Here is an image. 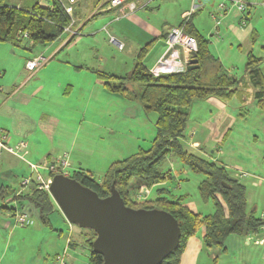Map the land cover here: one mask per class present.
Instances as JSON below:
<instances>
[{"label":"rangeland","instance_id":"374dc122","mask_svg":"<svg viewBox=\"0 0 264 264\" xmlns=\"http://www.w3.org/2000/svg\"><path fill=\"white\" fill-rule=\"evenodd\" d=\"M23 1L5 0L6 4L12 7ZM89 1L85 2L90 5L86 8V15L79 16L80 18L73 16L75 23L72 31L69 29L48 45H37L29 51L28 42L24 47L0 42V98L5 99L8 88L11 89L15 83L19 85L27 78L28 91L43 87L50 90L52 95L46 91L45 96H40L38 100L36 97L27 106L17 105L12 101L0 106V123L9 124L6 116L9 117L13 111L15 114H22L21 119L25 115L27 125L19 128L25 131L26 138L32 136L36 141H40V146L49 149L48 152L58 149L59 152L52 162L44 159L41 162L45 163L44 166L37 164V172L45 179L50 177L48 165L64 159L68 163L67 174L83 169L91 171L95 179L101 181L113 163L151 148L157 134V114L145 112L141 98L135 93L137 83L129 86V96L112 93L104 86L105 82L99 80L96 73L92 72L95 68L109 75L124 77L131 73L135 65L140 51L137 44L145 46L149 43L148 40L128 23H114L109 32L117 36L122 34L125 39L124 43L114 37L126 44V47L120 50L115 43L110 42L108 32L102 30L110 19H105L104 16L112 13L88 19L92 6ZM49 2L50 0H37V3L42 5H48ZM195 4L198 7L191 16V26L196 25L199 33L210 41L209 51L221 63L217 75L225 73L236 77L240 84L232 99L222 101L227 104L224 111L214 108L208 101H195L189 109L190 120L181 142L185 148L196 154L213 156L219 164L227 165L231 172L237 173L234 169L240 167L243 173L264 178V108H261L255 99V89L250 84L247 70L249 56H253L262 59L260 67L264 72V0H254V4L245 12L246 16L250 12L248 26H244L248 30L245 39L234 37L226 30L231 24L243 28L240 25L242 14L231 4L228 13L220 14L218 20H214L212 14L216 12L219 0H196ZM102 5L104 6V0L97 8ZM193 6V0H156L150 4L147 13L142 11L138 16L144 20L149 19L152 26L167 32L176 25L181 26L184 20L181 13L192 11ZM78 8L76 6V10ZM217 21H220L219 31ZM73 36V41L67 45ZM160 40L143 59L149 70L156 66L166 50L164 42ZM51 54L56 55V58L44 68L45 71L37 74L38 70L30 78L31 72L26 69L27 60L43 57V64H47ZM83 65L89 69V73L76 68ZM97 81H100V84ZM47 96H50L49 101L46 100ZM43 113L53 115L58 120L59 125L53 130L56 136L54 140L47 135L44 137L39 131L37 135V130L47 129L43 126L46 122L39 119ZM194 126L195 130L192 129ZM226 129L230 130L227 132ZM193 133L195 139L201 141V147H195L193 142L189 144ZM219 133L224 136L217 140L215 136ZM4 158L0 162V181L10 190L18 191L25 178L31 179L36 175L26 162L39 163V159L26 157L24 162L16 157ZM162 169L171 170L173 179L161 185H154L150 190L146 188L149 192L143 194L140 201L155 199L156 190L164 187L173 195H186L184 204H197L199 211L196 213H213L212 203L204 202L198 192V186L203 180L202 175L192 173L172 158L165 161ZM239 180L247 189V178L241 176ZM133 192L136 196L137 190L134 189ZM249 193L253 200H261L259 193ZM5 197L0 199V255L4 253L0 264H61L63 261L58 257H65L64 250L68 238L78 245L75 250L69 249V254H77L76 264L89 263L90 247L87 241L94 237V231L69 223L57 204L48 216L49 222L46 223L35 207L28 203L21 207L12 200L11 195ZM13 208L19 211L16 213ZM20 213L27 215V223L24 226L16 222L15 215ZM257 213L259 214V211ZM202 258L200 262L205 263L207 255L203 254Z\"/></svg>","mask_w":264,"mask_h":264},{"label":"trees","instance_id":"16d2710c","mask_svg":"<svg viewBox=\"0 0 264 264\" xmlns=\"http://www.w3.org/2000/svg\"><path fill=\"white\" fill-rule=\"evenodd\" d=\"M101 1L90 0L91 9L95 10ZM80 14L82 13L74 10L75 17ZM248 15L250 14H247V20ZM73 24L72 18L55 0H50L48 5L35 3L31 8L12 7L5 0H0V42L10 43L15 47H24L28 42L30 46L27 49L32 51L37 45H48L60 38L65 29ZM186 33L197 40L196 58L192 56L189 62L197 59L199 69L186 68L181 73H167L156 77L143 62L148 53L147 45L139 51L129 75L117 77L99 72L100 80L105 82L104 86L112 93L129 96V86L138 84L135 93L141 98L145 112L157 114V134L151 148L113 163L101 181L95 179L91 171L83 169L68 175L95 191L101 198L111 194V186L114 184L126 206L146 210L157 207L171 213L179 223L181 238L178 248L161 264H180L188 239L201 230H204L203 243L206 248H218L225 252V241L229 236L247 237L261 232L264 227V219L257 217L256 212L249 207L246 186L239 178L229 181V176H235L226 166L188 150L181 142L190 120L189 109L195 101H206L209 98L230 100L238 92L240 84L236 77L225 73L208 81L206 68L212 64L219 70L221 65L209 51L210 41L192 30L190 21ZM73 38L74 36L67 44ZM261 63L262 59L249 56L247 70L250 84L255 89V99L264 108V74L260 68ZM168 158L176 159L192 173L203 176L198 192L204 202L212 203L213 213L202 215L192 211L184 204L186 195H173L164 187L156 190L155 199L140 201V197H143L140 192L142 187L150 190L154 185L173 179L171 170L162 169ZM55 175L57 173L49 172L50 177ZM32 178L26 186L27 189L20 193L10 190L0 181V199L11 195L12 200L21 207L28 203L38 209L41 219L48 223V216L53 212L56 203L50 193L39 189L38 182ZM134 189L137 190L136 196ZM12 210L16 213L19 211L15 208ZM93 233L94 237L87 241L90 247L89 264H102L103 256L92 251L96 238L95 232ZM213 264H217V260Z\"/></svg>","mask_w":264,"mask_h":264},{"label":"crops","instance_id":"0c3cea01","mask_svg":"<svg viewBox=\"0 0 264 264\" xmlns=\"http://www.w3.org/2000/svg\"><path fill=\"white\" fill-rule=\"evenodd\" d=\"M153 1H156V0H152L151 2H149V0H130L129 2H134L137 6V9L135 12L129 11L127 4H124L123 6L117 7V8H111L108 5H104L102 7L97 8L95 11L91 10L89 13L91 15L88 16V19H91V18L93 19L92 16H94V15H95V17H97V16L105 14V13H112V14H108V15L104 16L105 19L108 17L110 19H109V23L104 25L102 30L107 31L108 34L110 35V37L112 36L115 38H119L120 40L123 41L125 39L122 38V36H123L122 34L120 36H117L115 33H110L109 30L111 29V27L114 23H118L119 25H121L122 23H128L134 29L139 30V32H141L142 35H144V37L146 38L145 40H148L149 43L147 45H149V48H148V51H149L150 49H152L154 47V45L156 44V42L159 39H161L160 41H163L165 44V38L168 35V33L171 31L172 28L177 27V25H176V26L172 27L169 31L164 32L163 30L161 31L158 28H155L154 26H152L149 19L144 20L143 18L138 16L139 13L142 11H145V13H147L146 11L150 10V4ZM147 2H149V4L145 5V4H147ZM35 3H37V0H35V1L34 0L25 1L24 0L23 3L18 4L16 7L17 8H31V6ZM250 3L251 4L249 6L253 5L254 0ZM76 6L79 7L78 10H76ZM88 6L89 5H86L85 2H83L81 4L75 5L74 10L78 11L79 13H82V14H80V16L86 15V13H87L86 8ZM84 11H86V12L84 13ZM187 12H189V11L186 10V11L182 12L181 17L184 16V14H186ZM216 13H217V9H216V12L212 14L213 19H214L213 15ZM249 13L250 12H248V14ZM193 14H192V16H193ZM190 23H191V20H190ZM247 26H248V24H247ZM246 29H247V27L244 28V26H243V28L240 29V28L235 27L231 24V26L229 25L228 29H226V30H227V32H231L234 37L238 36L241 39H245L247 36V33H248V30H246ZM192 30H196L197 32H199L198 27H196V25H193ZM217 30L219 31L218 25H217ZM205 34L207 37L208 35L206 32H205ZM124 38H126V37L124 36ZM73 39L71 40V42L73 41ZM69 44H67V45H69ZM147 45H145V46H147ZM137 46H139L140 50L145 47V46L141 47L139 44H137ZM125 47H126V44H125ZM165 51H164V53H165ZM177 52L180 56V60L187 66L190 58H188V53L186 52V50L183 48H179L177 50ZM162 55L160 56V58L162 57ZM55 58H56V55L51 54L50 58L48 59L49 62L47 64L45 63L46 65L44 64L45 66L43 65L42 66L43 68L41 67L39 69V71L37 72V74H40V72H44L45 69L48 67L49 63L51 61H53ZM220 65H221V63H220ZM76 68L80 69L81 71L86 70L87 71L86 73H89V69L85 65L77 66ZM261 71L264 74L262 69H261ZM92 72L96 73L97 78L100 80L99 72H102V71L100 69L95 70V68H94V69H92ZM206 72H207V80L210 81L212 78H214L217 75L218 68L216 65L210 64L206 68ZM129 74L130 73L126 74L125 76H127ZM27 80H28V78L23 80L21 83H19V85H15L16 84L15 83L12 87L13 89L8 88L7 95L5 92V97H4L5 99L0 98V106L7 104L9 101H12V103H16L17 105L27 106L36 97L38 100L40 98V96H42L46 93V91H47V93H49L50 96H52L50 94V90H45V89H43V87H37L31 91H28L27 90V85H28ZM97 82H98V84H100V81H97ZM5 90H7V89L5 88ZM104 90L105 89H103V91ZM3 95H4V93H3ZM50 96H47V98H46L47 101H49ZM206 101H208L210 103V105H212L214 108H216L218 110L224 111L227 108V104H225L224 102H222L216 98H209ZM11 111H13V110H11ZM10 115H9V117L6 116V119L9 120L10 123L9 124L8 123H0V130H4L9 134V138H10L9 143L11 146H16L18 143L23 141V142L27 143V148L25 151L20 152L22 157L12 156L10 153L4 152L3 156L0 159V162L5 159L4 158L5 156H8L9 158L10 157H16L17 159H20L24 162H26L25 161L26 157L27 158L31 157L33 160L39 159V163L29 161V162H31V164H34L37 167H38L37 164H39L40 166H44L45 163H41L44 159L47 160L49 163L52 162V160H54V156H56L59 152L58 149H54L52 152H48L49 149L46 150L45 148H42L39 144L40 141H38V140L36 141L32 136L28 137V139H27L26 135H25V131L23 132L19 128L20 126L24 127L25 125H27L25 115H24V118H22V119L20 117L22 114H18V113L15 114V111L10 112ZM40 117H41V118H39L40 120H44L46 122L43 124V126H46L47 129L43 128L42 130H40V129L37 130V135H39L38 134V131H39V133H41L44 137H46V135H47L52 140H54L56 136L54 135L53 130L56 126L59 125L57 118H55L53 115H50L47 113L41 114ZM231 119H233V118H231ZM62 125L64 126V124H62ZM192 129L195 130L196 127L194 126V127H192ZM226 130L228 132V130H230V129H226ZM197 132L200 133L199 131H197ZM222 133L216 134L215 138H217V140H219V138L224 136ZM227 134L228 133H226V135ZM10 135L12 136V138ZM191 140L192 141H190L189 144L193 142L195 147H201L200 145H202V143L200 140L195 139L194 133H193ZM34 147H36V148H34ZM42 149H44L46 151H43ZM56 151H57V153H55ZM201 152H202V150H201ZM21 155H19V156H21ZM206 156L209 159L216 161V159H214L213 156H211V155H206ZM26 164L29 166L28 161L26 162ZM222 165H224V164H222ZM224 166L227 167V165H224ZM29 168L31 169L30 166H29ZM239 168L240 167L234 169V170H236L237 173L233 172V175L237 178H240L241 176L244 178L245 177L247 178V180H248V182H247V184H248V187H247L248 205L250 208H252L256 212L257 217L264 219V178L259 177L255 174L248 175L247 173H243L242 170ZM254 168H255V166H254ZM78 170L79 169H77L75 171H78ZM22 183H23V181L21 182V184ZM26 189H27L26 186L24 187L22 185L21 188L18 190V193L23 192ZM249 192L259 193V195L261 196L260 197L261 200H258V199L253 200L251 197V193H249ZM185 205L194 212L199 211L197 204H195L194 202L185 203ZM258 211H259V214L257 213ZM0 221H2L1 218H0ZM260 235L262 236L261 238L259 237ZM203 236H204V230H201L197 235L192 236L188 239L185 250L181 255L180 264H213L214 260H217V264H264V227L262 228L261 232H259L257 234L248 235L247 237H239V236H235V235L229 236L225 241V248H226L225 252H221L218 248H212V249L206 248L204 243H203ZM77 246L78 245L75 242H73V240L71 238L67 239V246L64 250V256L65 257H63V258L58 257V259L63 261L61 264H76L77 263V260H78V258L76 257L77 254L76 253H70L69 254V249L75 250L77 248ZM205 250H206V252H204ZM203 254L207 255V260L205 263L200 262V260L203 259L202 258ZM3 255H4V253L3 254L1 253V255H0V258L2 261H3V259H2ZM64 258H65V260H64ZM66 258H67V262H66Z\"/></svg>","mask_w":264,"mask_h":264},{"label":"water","instance_id":"95a60500","mask_svg":"<svg viewBox=\"0 0 264 264\" xmlns=\"http://www.w3.org/2000/svg\"><path fill=\"white\" fill-rule=\"evenodd\" d=\"M199 68L197 59L187 65L188 70ZM49 193L69 223L95 232L92 251L103 256L102 264H161L179 246L181 229L171 213L126 206L114 184L111 194L101 198L72 177L57 174Z\"/></svg>","mask_w":264,"mask_h":264},{"label":"built area","instance_id":"2783aa9c","mask_svg":"<svg viewBox=\"0 0 264 264\" xmlns=\"http://www.w3.org/2000/svg\"><path fill=\"white\" fill-rule=\"evenodd\" d=\"M57 1L63 9L66 11V13L72 18V24L75 23L74 21V6L83 2H88L89 0H55ZM130 0H104V4L106 3L111 8H117L121 7L124 4H127L128 10L131 12H135L137 9V6L134 2H129ZM152 0H149L151 2ZM149 2H147L148 5ZM194 6L192 11L187 12L184 14V20L179 27L172 28L171 31L168 33V35L165 38V45H166V51L162 55V57L157 61V64L154 68L150 70V73L154 76H159L161 74H167V73H181L184 72L186 69V65L182 63L180 60V56L177 52L179 48H183L188 53V58H191L197 51H198V44L197 40L186 34V27L190 21V18L193 14V12L196 11V8L198 5L195 4L196 0H193ZM251 0H219V4L217 6V13L213 15L215 20H218V16L225 15L230 10L229 5L231 4L232 7H235L240 14H242L240 25L246 26L247 25V19L245 12L248 10ZM220 21H217V25ZM70 29V32L72 31V27L66 28L65 32H68ZM110 42L115 43L120 50H123L125 45L124 43L118 41L114 37H110ZM44 58H35L32 60H28L26 62V69L28 72H31V76L39 70V68L44 65ZM1 91V89H0ZM9 134L4 131L0 130V159L3 156L4 152H8L13 156L22 157L20 154L21 151H25L27 148L26 142H20L16 146H11L10 143ZM21 155V156H19ZM31 167V170L33 171L34 179L39 184V189L46 190L49 192V187L52 182V177H49V179H45L42 177L41 174L37 172L38 167L34 164H29ZM68 167L67 161H64V159H59L55 161L52 164L48 165V171L54 172L61 175L68 176L69 174L66 173V168ZM31 182L30 178H25L22 185L27 186ZM141 195L148 194V190L146 188L141 189ZM16 222L20 224L21 226L26 225L27 223V215L24 213H20L16 216Z\"/></svg>","mask_w":264,"mask_h":264}]
</instances>
